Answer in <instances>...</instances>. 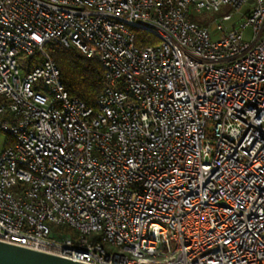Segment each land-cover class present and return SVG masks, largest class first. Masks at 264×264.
<instances>
[{
  "label": "built area",
  "instance_id": "2783aa9c",
  "mask_svg": "<svg viewBox=\"0 0 264 264\" xmlns=\"http://www.w3.org/2000/svg\"><path fill=\"white\" fill-rule=\"evenodd\" d=\"M222 7L248 10L216 40L190 19ZM50 42L100 61L94 108ZM0 242L83 264H264V0H0Z\"/></svg>",
  "mask_w": 264,
  "mask_h": 264
},
{
  "label": "trees",
  "instance_id": "16d2710c",
  "mask_svg": "<svg viewBox=\"0 0 264 264\" xmlns=\"http://www.w3.org/2000/svg\"><path fill=\"white\" fill-rule=\"evenodd\" d=\"M190 19L199 26L205 27L208 25V20L203 18L202 13L192 11ZM156 43L157 40L150 34L142 31L136 32L137 47ZM45 51L59 68L62 83L69 97L78 99L88 107L94 108L106 86L104 70L100 61L85 56L75 47L66 48L55 42L48 43L45 46ZM55 231L58 233H71L66 227H57Z\"/></svg>",
  "mask_w": 264,
  "mask_h": 264
},
{
  "label": "water",
  "instance_id": "95a60500",
  "mask_svg": "<svg viewBox=\"0 0 264 264\" xmlns=\"http://www.w3.org/2000/svg\"><path fill=\"white\" fill-rule=\"evenodd\" d=\"M0 264H83L48 253L0 242Z\"/></svg>",
  "mask_w": 264,
  "mask_h": 264
},
{
  "label": "rangeland",
  "instance_id": "374dc122",
  "mask_svg": "<svg viewBox=\"0 0 264 264\" xmlns=\"http://www.w3.org/2000/svg\"><path fill=\"white\" fill-rule=\"evenodd\" d=\"M247 8H242L240 11L236 12L232 10L230 7H224L222 10L218 12H204L202 16L204 19L208 20V27L211 32V36L213 39H218L222 36L224 31L232 30L234 27H238L241 22H244V16L247 13ZM231 14L232 18L228 22H223L222 18L224 15ZM222 25L223 30L219 28ZM244 37L246 40L250 41L252 38V34L250 30L245 31Z\"/></svg>",
  "mask_w": 264,
  "mask_h": 264
}]
</instances>
